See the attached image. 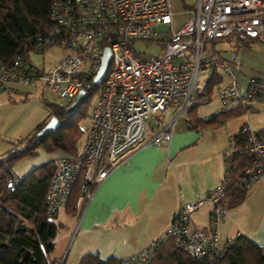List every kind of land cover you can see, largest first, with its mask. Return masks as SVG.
Listing matches in <instances>:
<instances>
[{"label":"built area","instance_id":"built-area-1","mask_svg":"<svg viewBox=\"0 0 264 264\" xmlns=\"http://www.w3.org/2000/svg\"><path fill=\"white\" fill-rule=\"evenodd\" d=\"M171 20L170 0H53L48 25L35 39L38 44L53 43L67 51L47 67L31 59L24 62L20 55L10 63L0 59V93L9 100L13 99V84L34 80L66 100L93 88L98 91L82 145L75 154L56 160L46 196L48 214L65 207L85 165L95 163L90 176L80 178V194L88 198L92 184H98L131 151L147 145L167 147L190 97L203 93L207 86L199 74L210 67L222 68L229 79L217 89L222 111L236 104L248 110L263 99V77H247L240 84L235 75L237 63L203 55V50L212 38L258 37L264 30V0H196L183 24L173 29ZM159 24L165 29L158 30ZM136 40L159 41L162 50L143 57L133 47ZM105 47L110 58L95 83ZM243 151L252 160L233 181L224 172L204 197L183 202L157 239L120 257L119 264H150L158 243L168 238L175 248L197 258L224 254L227 243L217 245L216 224L228 209L227 190L230 185L245 190L264 175V131L252 129L246 121L229 136L222 155L227 158ZM206 202L212 206L210 227L200 229L191 225V213Z\"/></svg>","mask_w":264,"mask_h":264},{"label":"crops","instance_id":"crops-1","mask_svg":"<svg viewBox=\"0 0 264 264\" xmlns=\"http://www.w3.org/2000/svg\"><path fill=\"white\" fill-rule=\"evenodd\" d=\"M170 3L179 5V10L171 8V28L175 29L186 20L187 11L194 8L196 0H170ZM220 38L232 39L233 44L239 41L234 35ZM258 40L264 43V30L242 44ZM204 50L203 55H213L229 64L237 63L235 56L234 61L229 60L225 50L215 49L212 53H204ZM218 68L210 67L200 73L198 79L211 78L213 83ZM201 74L204 75L200 77ZM246 78L237 80L244 84ZM15 85L11 86L12 92L17 91ZM211 85H207L203 93L190 97L176 120L167 147L147 145L135 149L98 184H92L86 208L76 225L74 248L62 264H76L85 252H96L101 257H122L147 247L170 225L183 202L204 197L207 190L219 182L226 168L222 151L229 136L245 121L254 130H264V97L252 103L248 110L236 104L222 111L218 94L211 93ZM0 95L5 98L4 92ZM171 114L172 110L168 116ZM94 164L84 166L83 176H90ZM211 207L206 202L194 210L191 225L207 229ZM76 210L68 213L60 208L55 220L61 227L65 219L71 223ZM216 228L219 247L225 245L226 240L244 234L264 252V175L244 190L240 201L228 207ZM52 259L59 264L58 256Z\"/></svg>","mask_w":264,"mask_h":264},{"label":"trees","instance_id":"trees-1","mask_svg":"<svg viewBox=\"0 0 264 264\" xmlns=\"http://www.w3.org/2000/svg\"><path fill=\"white\" fill-rule=\"evenodd\" d=\"M52 1L0 0V59L3 62L10 63L15 55H20L24 62L31 61L29 54L38 44L36 35L48 25ZM249 40L239 41L247 43ZM211 83L210 78L207 85ZM44 103L51 110L49 116H55L58 120L57 126L38 137L37 132L48 117L43 119L32 133L0 155V264H58L50 257L61 224L55 220V213L46 212V196L56 160L50 159L34 166L22 176L15 175L12 170L17 160L34 155L38 147L49 151L60 150L65 152L64 156L73 155L79 149L77 140L83 130L74 121L63 128L62 122L63 117L78 111V108L67 111L64 105L47 101ZM225 160V173L233 181L251 162L252 155L246 151L232 153ZM83 174L84 170L68 194L64 207L68 213H74L78 199L82 196L80 178ZM226 195L229 207L241 200L244 190L230 185ZM226 243L224 254L197 258L175 248L171 238H168L158 243L150 264H264L262 248L250 237L239 234ZM119 258L85 252L76 264H119Z\"/></svg>","mask_w":264,"mask_h":264},{"label":"rangeland","instance_id":"rangeland-1","mask_svg":"<svg viewBox=\"0 0 264 264\" xmlns=\"http://www.w3.org/2000/svg\"><path fill=\"white\" fill-rule=\"evenodd\" d=\"M171 8L179 10V5L172 3ZM157 29H165L164 24L157 25ZM261 40L255 41L250 44H242L238 41L236 44L232 43V39L223 40L222 38H215L205 42L204 53H212L214 50H225L226 56L230 61H234V56L237 59L238 70L235 75L238 79L242 77L260 76L264 78V43ZM159 41L155 40H136L133 43L134 49L145 57L150 55L159 54L162 46ZM65 48H61L53 43H40L36 48L30 52V59L36 65L47 67L54 64L64 52ZM235 64V62L233 63ZM204 74H201L203 76ZM229 81L226 73L221 69H217L216 80L213 81L210 90L211 93H217V89ZM17 91L11 93L13 100L2 97L0 95V155L5 151L17 144L19 140L32 133L34 127L43 119H48L51 110L44 103L53 102L64 105L67 111H73L78 108V111L73 112L71 115L62 118L63 128L74 121V124L79 126L83 132L80 134L77 145L80 147L83 143L89 116L95 103L98 91L97 88L91 89L87 94L84 92L79 93L74 99L66 100L57 97L52 91L44 88L38 80H34L28 84H16ZM47 119V120H48ZM80 141V143H79ZM65 155V152L60 150H46L38 147L32 156L23 157L17 160L12 170L15 175L22 176L29 169L34 166L40 165L50 159H55ZM88 166V165H87ZM88 198H80L75 213V218L71 223L69 220H63L64 225L58 227L54 239L55 248L51 254V259L58 256L59 264H62L69 252L74 248V234L76 225L81 217L82 212L86 208ZM60 218V217H59ZM210 227V225H209ZM208 227V228H209ZM73 242V243H72ZM70 258V255H69Z\"/></svg>","mask_w":264,"mask_h":264},{"label":"water","instance_id":"water-1","mask_svg":"<svg viewBox=\"0 0 264 264\" xmlns=\"http://www.w3.org/2000/svg\"><path fill=\"white\" fill-rule=\"evenodd\" d=\"M110 58V50L108 47L104 48L103 54L101 56V65L100 68L98 70V72L95 74L93 81L95 83L99 82V80L102 78V76L104 75V72L106 70L108 61ZM58 124V120L56 119L55 116H51L46 122L45 124L42 126V128L37 132V136L40 137L42 136L45 132L55 128Z\"/></svg>","mask_w":264,"mask_h":264}]
</instances>
